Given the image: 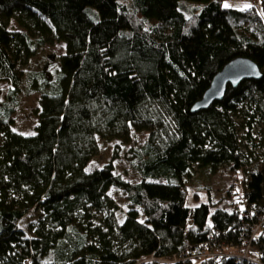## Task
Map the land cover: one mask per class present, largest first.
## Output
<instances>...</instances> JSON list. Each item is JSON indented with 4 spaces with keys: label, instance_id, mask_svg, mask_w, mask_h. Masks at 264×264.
Returning <instances> with one entry per match:
<instances>
[{
    "label": "trees",
    "instance_id": "trees-1",
    "mask_svg": "<svg viewBox=\"0 0 264 264\" xmlns=\"http://www.w3.org/2000/svg\"><path fill=\"white\" fill-rule=\"evenodd\" d=\"M225 1L0 0V264H256L240 255L264 220V0L261 12ZM48 41L65 43L55 74L23 69ZM236 56L262 77L193 111ZM21 92H39L32 134L12 129ZM133 129L146 131L123 155L138 181L114 162ZM100 138L112 156L89 170ZM193 163L243 171L239 200L186 205ZM110 187L131 205L121 220ZM252 241L264 261V229ZM195 246L217 254L191 257Z\"/></svg>",
    "mask_w": 264,
    "mask_h": 264
},
{
    "label": "rangeland",
    "instance_id": "rangeland-1",
    "mask_svg": "<svg viewBox=\"0 0 264 264\" xmlns=\"http://www.w3.org/2000/svg\"><path fill=\"white\" fill-rule=\"evenodd\" d=\"M225 6L243 8L249 5H255L261 12L260 0H226ZM9 29H21L15 19H11ZM65 52V43L63 41H51L45 43L37 53L30 59L28 64L23 67L25 70H39L45 66H48L52 74L58 67L59 57ZM10 85L6 81H0L1 95L0 99H3L7 93ZM39 92L24 93L21 92L19 95V101L12 114L13 124L12 129L23 134H32L35 131V125L37 123V115L34 112V108L38 106ZM262 123H257L252 129L253 134L262 136ZM242 133V132H241ZM146 137L145 130L133 129L131 138L128 142L123 143L119 151V156L115 158L114 162L116 165L117 173H120L125 179L131 181L140 180L138 172L130 165V163L123 158L125 151L130 147H137L142 145ZM264 137V135H263ZM2 137H0V144ZM100 151L96 155L88 169L99 167L104 162L108 161L113 153L114 140L99 139ZM251 147V144H247ZM257 153H263L264 149L261 147L254 148ZM245 174L243 171L239 172L238 175H228L221 173H211L205 166H200L198 163H193L191 167V176L188 177V194L186 198V205L196 206L201 202L209 201L219 202L220 205L230 207L233 200H239V196L243 193V178ZM242 178V179H241ZM242 181V182H241ZM229 192V193H228ZM108 193L113 197L116 203V213L118 218L121 220L126 211L131 207L128 203L123 191L117 187H110ZM231 196L229 197V195ZM228 195V196H227ZM235 197V198H233ZM229 199V200H228ZM240 203V202H239ZM41 215L40 209H35L28 213L20 222V226L27 230L28 234H32L30 223L37 220ZM102 212L97 214V217H101ZM143 218L141 212L140 215Z\"/></svg>",
    "mask_w": 264,
    "mask_h": 264
},
{
    "label": "water",
    "instance_id": "water-1",
    "mask_svg": "<svg viewBox=\"0 0 264 264\" xmlns=\"http://www.w3.org/2000/svg\"><path fill=\"white\" fill-rule=\"evenodd\" d=\"M262 71L258 64L246 56H236L225 63L211 79L209 87L192 107L193 111L207 108L221 100L229 85L236 87L245 79H260Z\"/></svg>",
    "mask_w": 264,
    "mask_h": 264
},
{
    "label": "built area",
    "instance_id": "built-area-1",
    "mask_svg": "<svg viewBox=\"0 0 264 264\" xmlns=\"http://www.w3.org/2000/svg\"><path fill=\"white\" fill-rule=\"evenodd\" d=\"M263 229H264L263 219H261L258 223H255L251 226L252 232L247 240V244L244 252L240 255L241 257L256 264H264V261L254 256V255H258L259 250L252 244L253 242L252 240L257 239V234ZM191 252H192L191 257H201V258L214 256L217 254V252H212L209 249H202V248L200 249L199 246H195L193 251L191 250ZM176 260H177L176 258H173L171 260H160V262H174Z\"/></svg>",
    "mask_w": 264,
    "mask_h": 264
}]
</instances>
